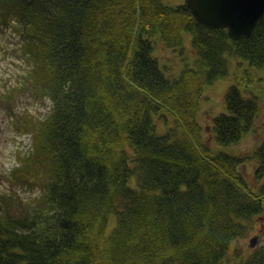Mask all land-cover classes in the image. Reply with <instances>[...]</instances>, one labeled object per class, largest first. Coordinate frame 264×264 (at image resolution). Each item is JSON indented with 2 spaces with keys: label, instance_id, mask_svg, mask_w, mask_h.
Masks as SVG:
<instances>
[{
  "label": "trees",
  "instance_id": "1",
  "mask_svg": "<svg viewBox=\"0 0 264 264\" xmlns=\"http://www.w3.org/2000/svg\"><path fill=\"white\" fill-rule=\"evenodd\" d=\"M0 23L23 37L28 83L52 101L29 122L35 146L12 172L47 179L31 206L0 203V264H221L264 211V138L247 155L212 151L197 113L230 56L236 81L211 134L229 147L253 129L264 102V13L237 40L162 0H0ZM185 33L192 65L170 77L153 50H182ZM156 114L175 125L157 133ZM240 264H264V243Z\"/></svg>",
  "mask_w": 264,
  "mask_h": 264
},
{
  "label": "rangeland",
  "instance_id": "2",
  "mask_svg": "<svg viewBox=\"0 0 264 264\" xmlns=\"http://www.w3.org/2000/svg\"><path fill=\"white\" fill-rule=\"evenodd\" d=\"M163 1L169 5L183 2V0ZM190 41V36L185 33L182 50L164 48L161 42L155 46L153 55L166 75L177 76L183 67L192 65L194 52ZM227 58L229 71L226 76L214 80L205 87L197 121L201 125V135L210 150L223 149L239 156L247 155L264 138V102H260V111L253 129L245 134L239 143L229 147L218 146L211 134L210 125L213 116L225 111L223 97L226 88L236 81L234 77L236 61L233 57L227 56ZM32 66V59L23 52L22 37L0 25V196H2L0 203L3 205L8 203L13 210L31 206L33 198L41 192L40 189L47 179L44 172L33 181H20L12 174L21 158L29 156L35 146V134L30 133L29 122L31 124L32 121L44 118L51 106L48 98L40 96L38 98L32 92L28 83L29 69ZM256 74L262 77L264 71H256ZM153 121L159 134L175 125L173 117L168 115L156 114L153 116ZM243 166L248 183L254 186L252 178L254 166L248 160L243 161ZM114 222V217L109 219L107 232ZM247 224L245 234L231 243L221 264H240L252 249L249 246L250 237H255L258 243H264V211L254 216Z\"/></svg>",
  "mask_w": 264,
  "mask_h": 264
},
{
  "label": "water",
  "instance_id": "3",
  "mask_svg": "<svg viewBox=\"0 0 264 264\" xmlns=\"http://www.w3.org/2000/svg\"><path fill=\"white\" fill-rule=\"evenodd\" d=\"M185 5L200 24L224 28L234 40L250 37L264 13V0H185ZM255 243L251 239L250 245Z\"/></svg>",
  "mask_w": 264,
  "mask_h": 264
}]
</instances>
